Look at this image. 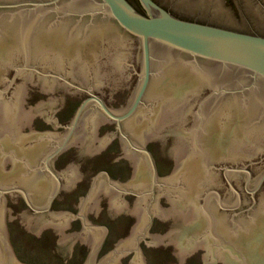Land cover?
<instances>
[{
	"label": "water",
	"instance_id": "95a60500",
	"mask_svg": "<svg viewBox=\"0 0 264 264\" xmlns=\"http://www.w3.org/2000/svg\"><path fill=\"white\" fill-rule=\"evenodd\" d=\"M59 1L0 4L21 13L17 20L0 18V264H122L136 252L130 264H264L261 224L236 239L237 249L225 246L215 254L213 218L209 216L210 231L200 209L204 192L221 186L222 176L214 181L208 170L210 161H241L256 155L261 150L258 143L264 142V123H258L264 114V37L179 18L154 0H138L142 10L130 0ZM51 5L56 6L47 8ZM182 56L211 61L234 73L235 111L226 114L224 126L214 120L224 113L218 100L200 106L194 97L200 88L193 86H221L233 74L189 67L181 63ZM7 76L21 80L3 94ZM38 83L40 88L55 86L54 102L40 99ZM88 92L91 97L84 100ZM92 92L101 94L109 107ZM186 92L191 93L187 107L196 108L190 111L191 124L184 112ZM246 92L252 93L243 95ZM94 103L119 127L141 107L124 123L125 130L137 144H146L150 152L142 147L140 151L148 156L154 174L152 156L159 177L172 178L158 185L153 199L141 197L135 229L136 222L121 215L118 203L112 205L100 194L102 172L108 169L119 176L129 163L121 160L126 145L117 124L91 106ZM87 109L77 134L84 146L75 143L56 162L63 189L47 212L62 188L51 161L66 150ZM56 120L61 135L67 127L63 139L31 134V128L54 131ZM99 125L103 128L98 136ZM183 138H189L188 145ZM207 138L214 141L205 143ZM54 140L61 141L45 168L58 181L55 189L40 170L42 157H37ZM261 171L257 168L256 175ZM147 173L146 162L139 158L136 176L140 184H147L142 190L150 185ZM81 180V190L74 193ZM244 198L250 200V195ZM263 202L264 190L257 195V206ZM212 203L211 210L217 212ZM258 218L260 214L254 222ZM230 229H222V235L229 236ZM197 236L203 241L197 243ZM215 239L222 248L221 238ZM197 248L196 254L190 253Z\"/></svg>",
	"mask_w": 264,
	"mask_h": 264
},
{
	"label": "flooded vegetation",
	"instance_id": "af4514ba",
	"mask_svg": "<svg viewBox=\"0 0 264 264\" xmlns=\"http://www.w3.org/2000/svg\"><path fill=\"white\" fill-rule=\"evenodd\" d=\"M29 1L48 2V1H52V0H5V1L0 0V4H12V3L29 2ZM60 1H59V3H60ZM130 1L133 2L139 9L142 10L138 0H130ZM154 1L157 2L159 5H161L163 8H165L166 10H168L173 15H175L179 18L185 19V20L228 27V28L236 30V31H240V32L248 33V34H253V35H260V36L264 37V0H154ZM53 6H56V5H51L47 8H51ZM0 9L4 10L3 12H0V18H11V20H14V19L17 20V18L19 19L18 16L21 14L18 12H10V11H8L9 9H7V8H3V9L0 8ZM99 14L103 15V17H102L103 19H109L103 13H99ZM110 21H112L116 24L115 21H113V20H110ZM116 26L118 28H120L117 24H116ZM134 39H136V38H134ZM136 40H138V39H136ZM182 58H183L182 59L183 61H181V63H183L184 65H187L189 67L198 66V67L207 68L209 71H213V72L214 71L215 72L225 71L226 73L228 72V74L230 73V75L233 74V75H231L232 77L230 78L228 83H223L221 86L220 85L212 86L207 82H195L194 83L195 85L193 86V87L197 86V89L200 88L199 92L194 93L195 99L197 101L201 102V103L199 102L200 106L203 104L208 105V106H210V105L212 106L213 103L215 104L214 101L216 99L218 100V103H217L218 106L217 107L219 110L220 109L223 110L224 113H223V116H221L218 113L217 118H215L214 120H217L218 122H220V124L222 126H224L227 123L226 114L230 113V115H231V113L233 111H235V109L234 108L232 109V107H231L232 105L235 106L236 94H238L236 92V90H237V84L236 83L237 82L235 80L236 78L234 76V73L230 69L222 68L219 65H217L216 63L211 62V61H206V60L194 61L191 58L185 57V56H182ZM33 72H34V68H33ZM192 72L194 73V71H192ZM35 73H36V71H35ZM45 78H53V79H57V80H62V79L55 77V76H46ZM17 80H21V79L18 76L17 77L16 76L15 77L7 76L6 79L3 81L4 85L7 84L6 86H3L5 88V91L3 94L9 93V91L12 89V86H14V84ZM30 81H33V79ZM39 83L37 84V89H38L37 93L39 94L40 99H44V100L47 99V103L54 102L56 99L57 92H58L56 90L55 86H51V87L48 86L49 88H46L45 86L41 85V88H40ZM260 86L261 85H258L256 87V89H254V90L259 89ZM252 92H246L243 95L247 96V95L251 94ZM92 93H94V92H92ZM184 94L187 95L186 98H184V101H185L184 104H185V109H186V110H184V112L186 111V115H185L186 118H187V116H188V118L191 117V119L189 121V123L191 124V121L193 119H192V115H191L190 111L192 112L196 108L192 107L189 110V108L187 106L189 105V102H190L189 96L191 93L186 92ZM95 95L99 96L102 100H104L106 105L108 106L105 98L101 94H95ZM246 96H244V97H246ZM90 97H91V94L88 92L84 100H86ZM144 101H145V98H144ZM43 103H44V101H42L40 103V105H42ZM225 105H226V107H225ZM91 106H95V108H97L100 112H102L98 108L96 103H94ZM39 107H41V106H39ZM140 108L138 109L136 114L139 112ZM88 109L84 113V115H83L76 131L74 132L66 150H64L60 155H58L56 158H54L51 161V167L55 171V173L59 176L62 188H61V191L58 194L57 198H55V200L53 201L50 210L47 212H50L52 210V208L55 206L56 201L58 200V197L60 196L62 189H63V173L57 170L55 164L59 160V158L62 157L65 153H67V151L75 143L81 144L82 147L84 146L85 140H84V142H82V140H79L77 138V134L79 132L81 122H82L83 118L85 117ZM188 113H190V114H188ZM102 114H104V113L102 112ZM104 115L108 119H110L111 121H113L117 124V127H116L117 133H119L122 136L123 141H124L123 144L126 145V152L125 151L122 152L123 156H122L121 160L127 161L129 163V166H128V169H125V170L123 167L124 171H122L119 174V176H115L113 174V172H111L108 169L106 171L102 172L101 175H102L104 182L102 184L100 194L102 196H105V198L109 199L110 203L112 205H116L115 203H118V205L120 206L119 210H120L121 215L122 216L123 215L130 216L131 219L134 222H136V224L133 227V229H135L136 226L139 224V221H140V217H139L140 216V213H139L140 210L139 209H140L141 197L143 195H148V196H151L153 199L156 195V190L158 188V185L163 184L167 180H171L172 178L171 177H169V178L168 177H166V178H160L159 177L160 171H159V168L157 167V164L155 162L154 157L152 156L153 162H154V165L156 168V173L154 174V171L152 169V165L150 163L148 156L140 151L141 147L145 148L148 151L146 144L145 145L137 144L127 134L125 127H124V123L126 121L132 119L133 117H135V115L132 118H130L126 121H123L121 123V127H119L118 123L115 120L108 117L106 114H104ZM263 115L260 114V117L258 119V123H261V121L264 123V116ZM230 118H231V116H230ZM59 128H62V126L61 125L59 126L58 121L56 120V121H54V124L52 125V129L54 131L40 133V132H37L34 128H31V134H33L35 136V138H37V137L38 138L56 137L57 139H59V138L63 139L64 135L67 133V127L66 128L63 127L64 134H62V135H61V133H58V131H57ZM101 128H103V126H100V125L97 126V128L95 130L96 135L99 136ZM112 135H113V133L108 134L106 137L107 138L106 140L111 139ZM186 136H187V133L185 134V137ZM183 139H184L183 143L188 145V142H189L188 139L189 138H183ZM104 140L105 139H103L101 142H103L105 145L106 140L105 141ZM60 141L61 140L56 142L54 140L51 142H47L48 143V146H47L48 149H46V151L44 149V152L42 151L43 153L41 156H40V153L37 155V157H39V158L42 157V159H43V161L41 163L40 170L43 174L46 173L47 177L52 180L54 189L57 186L58 181L54 176H52V174H50L47 171V169L45 168V162H46L47 157L54 150V148L59 144ZM206 141H207V143H209V142H213L214 139L212 138L211 140H208V138H207L206 140H204V142L206 143ZM229 142H231V141H229ZM258 144H259V146L261 145L260 146L261 150L258 151V153H256V155H254V156H248L247 158L242 159L241 161H238V162H236V161L235 162L234 161L229 162V161H226L225 159H217V160L215 159V160H213L214 162L210 161V163H209L208 170L214 176V181H216V178L219 177L220 175L222 176L221 179L223 181V182L221 181L220 187H214V186L212 187L211 186L204 192V194L202 196L203 204L200 205V209L203 211L204 215L208 219L207 225L209 223V227H210V222H209L210 217L209 216H211L213 218V224L214 225L212 228H213L214 235L212 234L211 237L215 241L216 246L213 245L212 249H218V250H216L215 254L219 250L220 251L225 250V249H223V247H225V246L228 248H234V249L236 248L237 249V247H235L236 245H234V244H236V241H237L236 239L237 238L241 239L242 235L247 236L248 234H250L252 232L251 230L254 229V228L251 229L253 226L261 224V226L264 228V202L260 206H257V195L260 193V191L264 190V146H263L264 142H260ZM232 145L233 146L231 149L236 151L235 145L234 144H232ZM148 152H150V151H148ZM139 158L144 159V161L147 164L148 173L146 175L147 179H145V180L148 181V178L150 177L149 178V182H150L149 187L148 186L144 187L143 190H142V186H145L147 184L145 183V180L143 181L145 184H140V177L136 176V161ZM123 161H121V162H123ZM121 162L119 160H117L116 163L120 164ZM122 164L123 163H121V165ZM176 165H177V163H176ZM176 168H177V166H176ZM257 168L262 169V171H261L262 173L260 176L256 175L255 171ZM176 170L174 171L175 174L177 173ZM126 171L129 172V174ZM37 173H39V172H37ZM255 178H257V179H255ZM204 179H207V178H202V180H204ZM81 182H82V180L74 187V189H73L74 193H77L81 190L80 189L81 186L79 187V184H81ZM224 185L227 186V188H228L226 190V192L224 191ZM16 187H18V186H16ZM20 188H22V187H20ZM22 189L25 190L24 188H22ZM52 192H51V194H52ZM245 194L250 195V200L245 201V198H244ZM50 195H49V197H50ZM48 200H49V198H48ZM48 200H47V203H48ZM152 201H154V200H152ZM212 201L215 202L214 207H216L217 212L216 211L213 212L211 210V208H213ZM120 202H121V204H120ZM46 205L44 207H41V208L38 207L37 210H43L46 207ZM28 207H30V206L28 205ZM260 208L262 209V211H260ZM258 209H259V211H258ZM47 212H38V213H47ZM258 214H260V218H258L259 221L256 220V222H254L255 218H257ZM121 220H123V219H121ZM169 220L172 221L171 216H170ZM252 220L254 223L252 222ZM79 221H81V220H79ZM202 222L206 223V220H202ZM203 226H204V224H203ZM225 227H231V229L229 231V236L222 235L223 234L222 229H224ZM200 228H198V231L200 230ZM202 228H204V227H202ZM211 230L212 229L210 227V231ZM202 232L203 231H199L200 234H202ZM108 234H110V232H108ZM198 237L199 236H197V238ZM107 238H108V236L106 237V240H107ZM215 238H218V239L221 238L222 243H223L222 248H221L220 242ZM201 239H203V236L198 238L197 243L202 242L203 240L201 241ZM124 241L122 240L120 242L122 243ZM105 244H106V242H104V245ZM231 244H233L234 247L230 246ZM212 249H211L210 253H212ZM198 250H200V249L197 248L196 251H192L190 253L194 255V254H196V252ZM263 252H264V249H263ZM120 253L123 254L124 250H121ZM183 263H184V261H183ZM211 264H214V263H211Z\"/></svg>",
	"mask_w": 264,
	"mask_h": 264
},
{
	"label": "rangeland",
	"instance_id": "374dc122",
	"mask_svg": "<svg viewBox=\"0 0 264 264\" xmlns=\"http://www.w3.org/2000/svg\"><path fill=\"white\" fill-rule=\"evenodd\" d=\"M134 256H137V252L134 253L133 255L129 256L128 258L124 259V260L122 261V264H130L131 259H134Z\"/></svg>",
	"mask_w": 264,
	"mask_h": 264
}]
</instances>
